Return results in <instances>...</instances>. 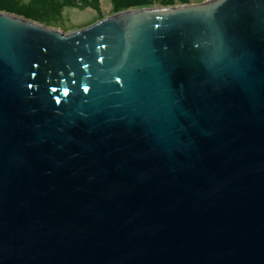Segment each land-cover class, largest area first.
Returning <instances> with one entry per match:
<instances>
[{
  "label": "water",
  "instance_id": "1",
  "mask_svg": "<svg viewBox=\"0 0 264 264\" xmlns=\"http://www.w3.org/2000/svg\"><path fill=\"white\" fill-rule=\"evenodd\" d=\"M0 264H264V0L0 12Z\"/></svg>",
  "mask_w": 264,
  "mask_h": 264
},
{
  "label": "trees",
  "instance_id": "2",
  "mask_svg": "<svg viewBox=\"0 0 264 264\" xmlns=\"http://www.w3.org/2000/svg\"><path fill=\"white\" fill-rule=\"evenodd\" d=\"M79 1L95 9L98 6V0H31L27 4H19L18 0H0V10L50 25L56 19L55 14H60L64 6L77 5ZM189 2L190 0H113V9L115 12H119L131 6L151 7L154 6V3L157 6H174Z\"/></svg>",
  "mask_w": 264,
  "mask_h": 264
},
{
  "label": "rangeland",
  "instance_id": "3",
  "mask_svg": "<svg viewBox=\"0 0 264 264\" xmlns=\"http://www.w3.org/2000/svg\"><path fill=\"white\" fill-rule=\"evenodd\" d=\"M19 4H27L31 0H18ZM202 1L206 0H190L188 4H195L200 3ZM79 1V4L72 5V6H64L60 14H55V20L50 25H45L44 23H41L45 26L52 27L54 29H57L63 33H69L74 30H77L79 28H82L84 26H87L89 24H92L100 18H106L111 15H114L116 12L113 9V0H98V6L96 9L90 5H87L86 3H81ZM154 6H157L156 3H154ZM138 7H128V9H136ZM144 8V7H139ZM9 14H14L8 11H2ZM17 15V14H14ZM40 23V22H39Z\"/></svg>",
  "mask_w": 264,
  "mask_h": 264
}]
</instances>
